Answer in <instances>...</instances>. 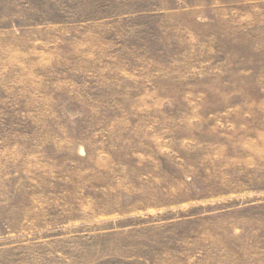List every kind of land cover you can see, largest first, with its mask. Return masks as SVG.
<instances>
[{
  "label": "rangeland",
  "instance_id": "374dc122",
  "mask_svg": "<svg viewBox=\"0 0 264 264\" xmlns=\"http://www.w3.org/2000/svg\"><path fill=\"white\" fill-rule=\"evenodd\" d=\"M0 264H264V0H0Z\"/></svg>",
  "mask_w": 264,
  "mask_h": 264
}]
</instances>
